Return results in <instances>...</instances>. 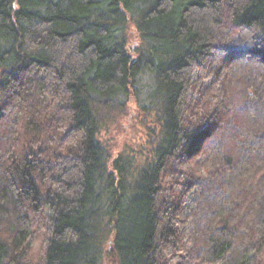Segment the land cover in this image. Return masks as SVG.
Here are the masks:
<instances>
[{
  "label": "trees",
  "instance_id": "trees-1",
  "mask_svg": "<svg viewBox=\"0 0 264 264\" xmlns=\"http://www.w3.org/2000/svg\"><path fill=\"white\" fill-rule=\"evenodd\" d=\"M0 264H264V0H0Z\"/></svg>",
  "mask_w": 264,
  "mask_h": 264
},
{
  "label": "rangeland",
  "instance_id": "rangeland-1",
  "mask_svg": "<svg viewBox=\"0 0 264 264\" xmlns=\"http://www.w3.org/2000/svg\"><path fill=\"white\" fill-rule=\"evenodd\" d=\"M128 42L130 49H134L139 43L138 32L132 23L129 25ZM149 124L151 121L147 119L144 123L142 115L136 109V105L132 103L128 114L108 125L101 132L99 138L108 148L112 158L122 151L146 155L149 152L147 135V125Z\"/></svg>",
  "mask_w": 264,
  "mask_h": 264
}]
</instances>
